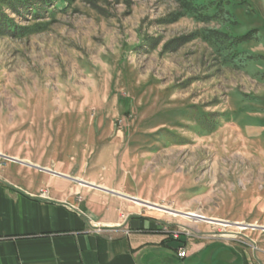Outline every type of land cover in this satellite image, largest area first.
Instances as JSON below:
<instances>
[{"label": "rangeland", "instance_id": "1", "mask_svg": "<svg viewBox=\"0 0 264 264\" xmlns=\"http://www.w3.org/2000/svg\"><path fill=\"white\" fill-rule=\"evenodd\" d=\"M184 1L45 0L35 17L36 0H0V150L26 140L137 196L180 260L187 244L259 256L264 0H210L212 20Z\"/></svg>", "mask_w": 264, "mask_h": 264}, {"label": "crops", "instance_id": "2", "mask_svg": "<svg viewBox=\"0 0 264 264\" xmlns=\"http://www.w3.org/2000/svg\"><path fill=\"white\" fill-rule=\"evenodd\" d=\"M22 142L16 154L0 150V264H264V234L259 256L187 244L178 259L183 245L137 196L33 161L41 156Z\"/></svg>", "mask_w": 264, "mask_h": 264}, {"label": "trees", "instance_id": "3", "mask_svg": "<svg viewBox=\"0 0 264 264\" xmlns=\"http://www.w3.org/2000/svg\"><path fill=\"white\" fill-rule=\"evenodd\" d=\"M36 1L37 2H35V3H31V4L25 3L24 4L25 8L27 10H29V13H31L35 17H40L41 12L48 13V14H51V13L53 14L54 13V12H51L49 10V9H52V8H50L52 6L48 7L47 9L45 8V7H47L46 4H48V3L44 2L45 0H43L40 3H39V0H36ZM209 3H213V2H210V0H185L184 1L185 7H183V11H184L185 14L187 13L188 15H190V14H194V15L202 14L200 10L202 8H204L205 5H207ZM218 3H219V1H218ZM218 3L216 2V3L212 4V5H214V8H213L212 5H210L213 8V9L211 8L212 12L209 15L207 14V16L205 18H208V20H212V19L215 18L216 15H218L217 14V10H218L217 8L220 5ZM55 11H60V10L58 8H56Z\"/></svg>", "mask_w": 264, "mask_h": 264}, {"label": "built area", "instance_id": "4", "mask_svg": "<svg viewBox=\"0 0 264 264\" xmlns=\"http://www.w3.org/2000/svg\"><path fill=\"white\" fill-rule=\"evenodd\" d=\"M178 256L182 258V257H185V254H184L182 251H180V252L178 253Z\"/></svg>", "mask_w": 264, "mask_h": 264}, {"label": "water", "instance_id": "5", "mask_svg": "<svg viewBox=\"0 0 264 264\" xmlns=\"http://www.w3.org/2000/svg\"><path fill=\"white\" fill-rule=\"evenodd\" d=\"M11 161H14V160H11ZM59 176V175H58ZM132 201H136V200H134V199H131ZM136 202H138V201H136Z\"/></svg>", "mask_w": 264, "mask_h": 264}]
</instances>
